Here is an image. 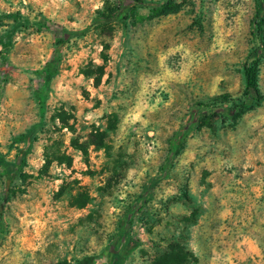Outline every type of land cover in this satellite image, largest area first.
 <instances>
[{
    "label": "rangeland",
    "instance_id": "374dc122",
    "mask_svg": "<svg viewBox=\"0 0 264 264\" xmlns=\"http://www.w3.org/2000/svg\"><path fill=\"white\" fill-rule=\"evenodd\" d=\"M117 5L0 0V264H106L200 102L210 111L134 214L123 264H264V52L259 104L234 123L212 113L242 98L256 0L100 21ZM53 24L73 33L59 42Z\"/></svg>",
    "mask_w": 264,
    "mask_h": 264
},
{
    "label": "trees",
    "instance_id": "16d2710c",
    "mask_svg": "<svg viewBox=\"0 0 264 264\" xmlns=\"http://www.w3.org/2000/svg\"><path fill=\"white\" fill-rule=\"evenodd\" d=\"M173 1L174 0H163L152 3L146 0H118V5L111 16H102V18H100V21L121 20L123 19V15L125 14V12L136 6L153 5L154 7H159L162 14H166L174 10V8L172 7ZM256 8L257 10L253 18L251 19V34L254 42V47L248 52L242 64L244 78L242 98L240 102L233 103L229 107H224L220 103V105H214L212 108V113L214 115L219 113L223 114L230 118L233 123L245 112L257 106L262 99V94L258 87L257 75L258 65L264 52V40L262 37V26L264 25V0H256ZM52 31L59 42H64L67 36L73 33L58 24H53ZM84 31L85 29H82L78 33H83ZM49 76L50 70L47 72V77ZM47 79L48 78H46V80ZM228 101L229 100L224 97L222 98L221 102L227 103ZM208 111H210L209 105L201 102L198 103L195 110H193L189 114L184 124L181 125L171 136L169 140V152L165 158L164 166L156 175L152 176L149 179L142 192H140L127 206L119 221L118 230L113 235V242L108 245L101 253V258L105 261L106 264H123L125 257L139 245V240L134 239L131 235V224L134 214L140 211L147 200L150 198L152 186H154L163 178L165 169L170 165L173 157L177 154L178 150L183 145L188 134L194 129L198 117L200 115H207ZM83 261L89 264L93 261V259L91 257H88Z\"/></svg>",
    "mask_w": 264,
    "mask_h": 264
}]
</instances>
